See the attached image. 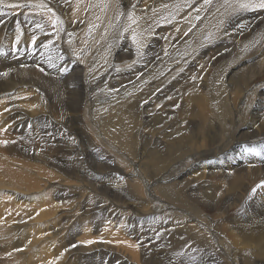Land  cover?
I'll return each instance as SVG.
<instances>
[{"label": "bare ground", "instance_id": "bare-ground-1", "mask_svg": "<svg viewBox=\"0 0 264 264\" xmlns=\"http://www.w3.org/2000/svg\"><path fill=\"white\" fill-rule=\"evenodd\" d=\"M151 1L154 0H121L124 10L132 5L145 8ZM17 2L25 8L0 4V49L4 44L27 60L0 61V66L6 65L0 68V120L3 126L23 128L20 134L10 133L11 128L6 134L0 129V264H38L33 258L38 253L37 246L45 264H55L53 258L57 264H95L100 261L98 249L101 253L114 252V260L122 264H264V258L253 260L258 255L264 257V157L247 153L248 157L237 156L232 150L224 160L215 158L216 146L225 139L221 118L233 119L234 113L221 104L218 112L213 109L203 89L215 65L226 57L237 56L240 43L248 36L251 43H256H250L251 51L235 60L226 80L229 86L225 91L231 92L233 108L239 107L238 102L254 84L264 81V7H260L264 0L195 1L198 7V3L203 8L207 4L203 13L210 16L211 22L204 20L207 24L218 21V29L201 46L197 66H190L185 57L172 67L165 66L161 74H155L154 68L164 59L167 47L174 40L179 46L185 44L193 31H187L186 23L179 24L186 17L181 10L174 20L161 24L160 30L144 31L140 39L129 33L121 44L106 35L94 41L84 56L76 58L46 14L43 19L38 11L26 10L27 6L36 7L34 3L0 0L8 5ZM54 2L65 26L74 28L81 21V2ZM113 6L114 0H109L105 18ZM102 26L103 23L96 31ZM133 27L144 26L137 23ZM177 27L185 30L178 31ZM196 32L193 35L200 45L199 35L204 31ZM111 37L116 40L114 61L118 71L111 76L113 66L105 67L103 78L112 77L114 90L119 91V84L125 80H142L150 72L153 75L143 79L146 81L130 102L119 97L94 113L88 70L98 60V53L110 45ZM124 43L126 49L122 47ZM78 44L75 50L84 47ZM125 102L128 106L133 102L134 107L122 109ZM210 116L215 121L208 120ZM172 124L178 127L170 133ZM28 126L33 127L32 132L26 129ZM244 132L246 138L264 135V114L253 112ZM44 139L62 142L58 149L63 151L56 150L50 158L47 152L40 151ZM91 142L97 151H89L88 161L84 162L82 152L77 150L87 148L86 143ZM136 144L146 152L154 145L158 172H149L147 164L136 168ZM246 148L253 153L261 151L255 146ZM194 153L209 163L197 161L192 169L182 170L186 158ZM74 154L80 159H73ZM129 169L138 178L131 185ZM44 176L50 183L56 182L57 190L44 185ZM159 176L165 180L162 186L154 189V195L150 191L146 194L144 184ZM77 185L82 188L78 192L86 189L87 195L71 190ZM170 195L178 201L170 199ZM151 202L155 210L150 209ZM172 206L174 214L164 213ZM193 218L196 220L189 221ZM137 220L143 222L141 228ZM132 226L136 229L131 230ZM146 226L154 229V243L144 238ZM231 245L241 253L235 248L232 251Z\"/></svg>", "mask_w": 264, "mask_h": 264}, {"label": "rangeland", "instance_id": "rangeland-1", "mask_svg": "<svg viewBox=\"0 0 264 264\" xmlns=\"http://www.w3.org/2000/svg\"><path fill=\"white\" fill-rule=\"evenodd\" d=\"M43 1H44L45 4L43 3ZM54 1L53 0H41V1H38V3H37L36 0H34V1L33 0H29V4L30 3H34L32 5H36L37 8L34 7V6H27L26 10H31L34 13H37V11H38L39 15H41V17L43 19H44V15L46 14V18L48 17L47 19H50L52 21V23L56 26V29L58 30V32H60L62 34L61 38L66 41L69 51H71L76 58H81L82 56H84L87 53L89 46L94 41L98 42L106 35L113 36L121 44V43H123L125 41V40L123 41V39H126V37L127 38L129 37V33H131L132 35H137V38L140 39L141 35H142V33L144 31L148 32V30H150L152 28H153L152 30H155V29H156V31L160 30L161 28H159V26L161 24H167L168 21L174 20L175 16L181 15V13L179 11V10H181L182 14H184V16H186L187 18L183 17L184 19L182 18L183 20L181 22H179V24L183 25V23H186L185 26L188 27L187 31L188 32H190L191 30H193V31L190 33V35H189L190 38L188 40H186L185 44L179 46V44L176 43L175 40H174L173 41L174 44L173 45L170 44L167 47V50H166V52L164 54V59L160 62V64H157L156 67L154 68V72L155 71L157 72L155 74L163 73L166 70L165 66H171V65L174 66L176 64V62L178 63V61L184 60L185 57L188 58L187 61H189L190 66H194V67L197 66L198 65V61H199V56H200L199 51H200L201 46L204 43H206V41L207 42L210 41L213 38L212 32L214 34V33H216L215 31L218 29V21L215 22V23H210L211 25L207 24L206 20L209 21V17H210V16L207 17L206 15H204L205 10L207 8V4L204 6L205 9L201 5V3H198V5L200 4L199 7L197 5L195 6V3L197 4V2H195V1H197V0H191V1L190 0L189 1L188 0H183V1L182 0H154V1L149 2L145 6V8H142V7L139 8L138 5H136V6L132 5V6H129V7L127 6L128 8L125 9V10L123 8L121 0H114V6L112 7L113 9L110 10V13H108V15H107L108 17H106V18H105V14H106V9L108 7L109 0H77V2H81L80 4L82 5V7H81V5H79V6L84 9V13L82 15V18H81L80 22H77V20L75 21L77 23H76L74 28H71L69 26H65L64 25L63 20H61L62 17L60 15L61 14V12L59 11L60 9L56 6V3ZM17 3H15L14 5H8L7 3H0V4L1 5H5V6H11V7L13 6L12 9H15L17 6H19V5L21 6V4H22V2H17ZM178 3H179V5H177ZM181 3H183L185 5V7ZM187 4L188 5L190 4L189 7H188ZM44 5L45 6L48 5L47 6V10L44 9ZM194 6H195V10H194ZM0 7L2 8V6H0ZM21 7H24V5H22ZM173 7H175L174 10L172 9ZM70 8H72V5L70 6ZM185 11L189 12V14L187 12L185 13ZM192 11H194V12H192ZM200 11L202 12V14H201ZM199 14H201V15H199ZM104 18H105V20H104ZM217 18H218V16H217ZM204 19H206V20H204ZM138 21H141V22H138ZM142 21L146 25H144V23H142ZM186 21H188V22H186ZM199 22H201L202 24H199ZM209 22H211V21H209ZM101 23H103L102 30L96 31V29H99V26L101 25ZM137 23L143 24L144 27H142V28L139 27V28L135 29L133 26L137 25ZM196 24H198V25L196 26ZM129 25H130V27H129ZM207 26H208V30L206 28ZM215 27H217V28H215ZM59 28H61V29H59ZM115 29H117L118 31H116ZM127 29H129L130 31L126 32ZM177 29H178V31H180V29L181 30L182 29L185 30V28H183V27H177ZM194 29L196 31H198V32H199L200 29L202 31H204V32H202L203 34L201 33V35H199L200 39H201V40L199 39L201 41L200 45H198V43L196 41V40H198V38L196 39L197 36L193 35V34L197 33ZM213 30H215V31H213ZM111 31L113 33H111ZM97 32H99L98 35H97ZM133 32L136 33V34H134ZM125 33H127V34H125ZM116 34H118V37L115 36ZM125 35H126V37H125ZM203 35H204V37H203ZM123 36L125 38H123ZM113 37H111L110 45L106 49H104L100 53H98L99 54L98 60L93 65H91V69L88 70L90 72V77L88 79V84H89V87L92 88L93 112L94 113H96V109H98L101 106L107 104L110 100H113V99H116V98H119V97H121L122 99L124 98L123 99L124 101L127 100V102H130L131 99H133V97L134 98L136 97V95L139 92L140 88L142 87L143 83L146 81V80H143V79H147V78H149V77H151L153 75V74L151 75L150 74L151 72H150V73H146V75L143 76L142 80L141 79H133L131 81L130 80H125L124 82H121L119 84V87H120L119 91L114 90V87L111 86V83H110V80H111L112 77L103 78V74L105 72L103 70H106V68L112 69V66H113V69L110 72L111 76L114 75L115 73H117V72H115V70L118 71V67L116 66V63L114 61L115 51L117 50V48L115 49L113 44L115 43L116 40L113 41L114 40ZM221 37L224 38L223 35ZM248 38H250V37L248 36V37L243 38L244 41H242V43H240V45H242V46H240L239 53H238L237 56H235V57H226L224 61H220V62H218L215 65L214 70L209 75V80H208L206 86H204V88H203L204 91H206L205 93L207 94L209 101H211L210 102V106L213 107V109H215L218 112L217 107L219 106V104H221V106H225L226 108L229 107L230 112L232 110V112L235 114L234 115V114L231 113L232 116H233L232 117L233 119H229L228 117L227 118H225V117L221 118V120L222 119L224 120V121H222V123H223V126L226 128V131L224 133V138H225L224 141L219 146H216V149H215V152H214V156L218 160H224L225 159L224 155L229 153V152H231L232 150L234 151V153L237 154V156L240 155V154L241 155L245 154V156H247V155L249 156L250 155V156H254L256 158L264 157V154H263L264 153V139H263L264 135H259V136L250 137V138H246L244 136V134L246 133L244 131H246V129L248 130V126L250 125L251 114L253 112H255V111H257V112L259 111V113L264 114V112H262V111H264V93L262 92V90H264L263 89L264 88V86H263L264 85L263 84L264 81H262L263 83L259 82V83L254 84L248 91H246V93L244 94L242 100L238 102L239 103V107L237 109H234L233 105L231 104L232 100L230 98V93H231V92H229L230 90L225 91L228 88V86H229L228 83H226V80L228 79L229 75L231 74L232 67L234 65H236L235 64L236 61H238L239 58L242 57L243 53L247 54V53H249L251 51L250 50L251 49L250 45L256 43L255 40L253 41L254 43L253 42L251 43L250 39L248 40ZM190 39H192V40H190ZM194 40L196 42H194ZM147 41H148V39H147ZM78 42H81L82 44H84V47L78 49L79 51L77 49L75 50V47H77L79 45ZM125 45L126 44L124 43L122 45V47L124 46L125 49H126ZM149 45H150V43H148V46ZM13 50L14 49L2 44L1 45V49H0V61L2 59H5V58H11L13 60H19V61L24 60L18 54H15L13 52ZM8 51H11V52L6 55V53ZM187 52L189 53V55H186ZM190 52H192V53H190ZM197 55H198V57H197ZM189 56H191V57H189ZM189 58H190V60H189ZM194 58H197V59H194ZM247 58L248 57H246L242 61L247 60ZM24 61H27V60H24ZM125 63H127V62H125ZM133 64H134V62L131 63V64H128L126 66L127 69H130ZM1 67L5 68L6 65L2 64L0 66V68ZM38 68H40V67H38ZM260 83H261V85H260ZM134 85H136V86H134ZM260 87H262V88H260ZM231 88H232V86H231ZM117 92L119 94L121 93V95H119V94L116 95ZM221 92H223V93H221ZM160 94H162V93L160 92ZM260 95H262V96H260ZM226 96H228L227 99H226L227 101H225ZM219 101H220V103H219ZM222 101H223V103H222ZM259 101H262V103H260ZM127 102H125V107L122 108V109H125L128 106ZM226 104H228V105H226ZM132 106L134 107V103L133 102H132V104L130 106H128V108H132ZM208 120L215 121L214 118L211 117V116L208 118ZM242 123H244V124H242ZM171 126H172V129L170 130V133L171 132L173 133L175 131V129L178 127V125H174L173 126V124H172ZM9 128H11V127H7V125L3 126V122L0 120V129L3 130V133L6 134ZM122 128H123V126H122ZM26 129L29 132H32L33 127L32 126H28V127H26ZM234 129H235V131L233 133ZM210 131L208 133H210ZM12 132L15 133V134H20V133L23 132V128L22 127L18 128V129L11 128L10 129V133H12ZM138 133H139V131H138ZM195 136H197V135H196V132L194 131L193 137H195ZM50 141L51 140H45L44 139V141H42V144H40V151L47 152L48 156L51 158L55 154L56 150H59V151H63V150L58 149L59 145L60 144L62 145V142L53 141V140H52V142H50ZM206 141H210V140H208V138H207ZM77 144L80 145V141H78ZM86 144L89 145V146L87 145V148H83V149H81V151L77 150L78 153L82 152L81 153V159L84 162H86V160L88 161L87 157H89V155H90L89 151H91V153L97 151V149L92 144V142L91 143H86ZM56 145H57V147H56ZM240 146H242L241 147L242 150L238 151ZM254 146H255V149H261V151L257 152V153H253V151H249V150L247 151L246 150L247 149L246 147L254 148ZM47 148H48V150H46ZM148 150L151 153L149 151L146 152V150H143V148L141 147V144H136L135 151L133 153L134 154V160L136 162L135 166H136V168L141 167V169H142V165L147 164L146 166H147L149 172H151V170L153 172H158L159 169H160V166H158L156 164L157 156L154 153V151H155L154 145H150L148 147ZM246 153H247V155H246ZM143 155H144V157H143ZM75 156H77V154L73 155V159H75V160H79L80 159V156H77V158ZM200 157H201L200 154H195V153L192 155V157L191 156L187 157L186 160L184 161L186 164L184 163L182 165L181 169L182 170H190V169H192L194 167L193 165H196L197 161L199 163H209V160L207 161V159H204V158L200 159ZM136 158H138V159H136ZM147 160H149V161H147ZM48 165H49V167H48ZM129 165H131L130 161H129ZM45 167H47V169L49 170L50 164L47 162L45 164ZM132 167H133V165H132ZM123 168H124V166H123ZM168 168L170 169L171 166L168 167ZM127 173H129L131 175L130 176L131 179L129 180V185H131L138 178L135 179V175H133L134 174V170L133 169L127 170ZM141 179L144 182L143 177ZM156 179H158V180H156ZM45 180L47 181V183H45L46 182ZM164 181L165 180H164V178L162 176H159L158 178L152 179L148 185L144 184V192L146 194H148V191H150V193L152 195H154L153 194L154 193V189L156 187H158V186H162V182H164ZM49 183L50 182L44 176V185L45 186L49 185V186H51V188L53 190H57V186L58 185L56 184V182H54V183L51 182L50 183L51 185ZM71 190L77 191V194H79V195H81V194L87 195V193H88V191H86V189L84 190V193L78 192V191L82 190L81 186H79V185H77L76 187H72ZM76 198H78V197L76 196ZM169 198L172 199V200H177L178 201V199L174 195H170ZM78 199H80V198H78ZM92 200H94V199H92ZM148 200L151 201L152 200L151 197L148 198ZM163 203H166V205L168 204L167 201H163ZM152 205H153V207H152ZM154 205H155L154 202L150 203L149 206H150L151 210H155L156 205L155 206ZM173 208H175V207L172 206L171 208H166L164 210V213H166L168 215L174 214L173 213V210H174ZM125 214H131V212L130 211H125ZM194 220H196V219L193 218L192 220H189V221H194ZM137 221H138V228H141L142 225H143V222H140L139 220H137ZM124 224L126 226H128V222H125ZM187 225H190V223H187ZM55 228H57V226ZM130 229L134 230V229H136V227L132 226V227H130ZM146 229H147V226H146ZM54 230H56V229H54ZM153 230L154 229H152V230L147 229V233L144 235V238L147 239L150 244L154 243L156 241L154 238H157L155 236L156 234H155V232H153ZM63 236H64V234H63ZM136 242H138V241H136ZM137 244H139V243H137ZM47 245L49 246V243H47ZM234 248H235V246H232V245L230 246V249L232 251L234 250ZM37 249H38V253L33 258H35L36 260H38L42 264H45L46 259H44V255H41V250H40V248L38 246H37ZM98 252H99V255H101V256H99L100 261L96 262L95 264H116V263L117 264H122V263H119L117 260H114V259H116L115 255H114V252H110V253L108 252L107 253V252H104L102 250V253H103L102 254L100 249H98ZM237 252H238V250H237ZM238 253L240 254L241 251H239ZM102 257L104 259H102ZM262 258H264V257L258 255L256 257H254L253 260L262 259ZM53 259H54V262H56L55 264H57V259L56 258H53ZM43 261H44V263H43ZM39 262H37V263L39 264ZM255 262H257V261H255Z\"/></svg>", "mask_w": 264, "mask_h": 264}, {"label": "snow or ice", "instance_id": "snow-or-ice-1", "mask_svg": "<svg viewBox=\"0 0 264 264\" xmlns=\"http://www.w3.org/2000/svg\"><path fill=\"white\" fill-rule=\"evenodd\" d=\"M260 7H264V3H261V4H260Z\"/></svg>", "mask_w": 264, "mask_h": 264}]
</instances>
